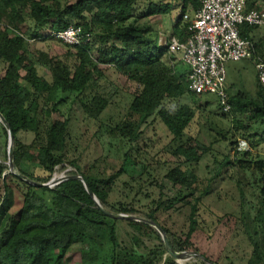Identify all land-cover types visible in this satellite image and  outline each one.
I'll use <instances>...</instances> for the list:
<instances>
[{
	"label": "trees",
	"instance_id": "trees-1",
	"mask_svg": "<svg viewBox=\"0 0 264 264\" xmlns=\"http://www.w3.org/2000/svg\"><path fill=\"white\" fill-rule=\"evenodd\" d=\"M200 1L0 0V116L5 122L0 123V156L6 162H0V264H65L62 260L75 244L80 245L81 264H159L167 250L154 226L163 231L169 248L177 255L197 254L191 238L201 230L199 209L215 178L226 174L229 167L252 177L255 210L252 216L241 210L237 218L227 216L228 220L238 225L235 230L243 233L251 248L244 264H264V161L254 159L250 152L264 145V84L255 71L256 58L264 60L263 30L240 27V37L254 45L253 56L248 59L254 79L234 93L226 87L230 112L225 114L215 95L216 105L210 110L208 103H202L204 94L189 90L186 68L171 65L174 58L168 55L167 46H159L157 33L149 24L155 17L167 19L170 38L183 41ZM249 10L260 9L247 0ZM69 27L80 29L78 45H63L65 52L59 56L43 52H37L35 59L31 56L29 49L35 41L53 40L50 33ZM36 65L48 69L49 81L37 74ZM109 71L136 86L127 113L113 126L99 120L114 93L106 95L98 88L100 93L91 96L93 85ZM60 95L72 96L81 117L88 123L99 122L97 129H103L112 141L132 144L144 126L156 124L164 129L168 142L163 149L168 160L155 165L165 168L167 164L166 172L159 181H152L154 170L152 174L145 167L132 180L138 184L136 180L146 174L152 179L146 188L157 189V198L150 201L147 213L136 210L133 199L127 204L109 203L113 188L125 174L121 166L107 172L97 161L82 168L75 160L68 161L74 172H66L64 179L49 186L54 169L66 161L72 141L71 112L62 115L57 110L64 101L59 100ZM201 117L205 121L199 124ZM193 124L200 125L204 138L200 130L189 134ZM7 129L13 136L12 168L8 166ZM20 133L33 134L32 142L22 144L17 138ZM241 140L248 143V151H237ZM220 146L233 153L217 163L214 153ZM129 152H124L123 158ZM208 155L213 157L217 172L200 179L195 169ZM27 163L35 165L31 175L22 169ZM164 182L176 190L171 199L162 194ZM141 188L138 184V191ZM238 191L242 205L244 192L242 188ZM144 199L148 201V196ZM177 203L189 209L187 230L178 237L156 220L159 212ZM107 213L130 218L141 215L147 223L135 217L116 219ZM120 225L131 231L128 243L118 238ZM147 239L157 245L146 247ZM199 258L203 264L208 261L204 256ZM163 264L176 263L167 258Z\"/></svg>",
	"mask_w": 264,
	"mask_h": 264
},
{
	"label": "rangeland",
	"instance_id": "rangeland-1",
	"mask_svg": "<svg viewBox=\"0 0 264 264\" xmlns=\"http://www.w3.org/2000/svg\"><path fill=\"white\" fill-rule=\"evenodd\" d=\"M70 1L75 2L76 0ZM249 2L254 3L255 8L264 10V0H249ZM149 24L157 33L158 44L168 41L171 35V27L167 19L155 17L149 20ZM27 25H31L29 21ZM260 29H263V32H261V34H263L264 28ZM33 45L34 46L29 49V52L34 59L37 52L47 53L50 56H59L65 52L63 44L56 40H37ZM171 65L177 69L181 64L178 62L177 58L174 57ZM36 70L40 77L47 81L50 80V74L47 68L36 65ZM225 72L226 87H229L232 93L238 89H242L243 86H248L253 83L255 71H253L251 63L248 60L227 63L225 65ZM98 88H102V92L106 95L114 93L109 106L99 120L103 125L113 126L114 123L120 121L127 113V108L136 86L132 82L124 83L117 74L109 71L106 78L100 80L96 85H93L91 88V96L92 93H100ZM114 88L117 89L114 91ZM64 96H59V100L64 101L57 106V110L62 115L71 112L69 114L71 118L70 137L72 141L67 148L65 155L66 161L61 166L54 169L53 175L56 177H65L68 170H70L68 172H74V169L67 163L72 160H75L77 165L81 168L97 161L99 168L107 172L112 168L117 169L121 166L125 174L118 179L113 188L109 196V203L114 204L121 202L127 204L133 199V207L141 213H147L149 211L148 205L150 201L157 198V189L154 187L146 188V183L152 180L148 178L146 174H143L139 180H136L142 187L139 191L138 184H136V182L134 183L132 180L136 179L145 167L149 173L153 174L154 170V179L152 181H159L166 172L169 167H167V164L165 168L155 165L156 162L160 164L168 160V155L163 149L168 142V136L164 129L156 124L148 127L144 126L142 127L139 139L132 144L112 141L109 140L107 135L103 132V129L100 131L97 129L99 122L88 123L81 117L79 106L77 102L73 100L72 96ZM86 96L88 97V94H86ZM181 103L183 102L181 101L178 104ZM202 103H208L209 109L212 110L216 105V98L213 95H204L202 97ZM169 105L171 107L176 106L174 103H169ZM68 108L71 110H68ZM56 118L57 117L54 115L53 119ZM204 121L205 119L201 117L199 119V124L204 123ZM193 125L194 126H191L189 131L191 135H195L200 130V125ZM200 135L204 138L202 131ZM17 138L22 144L29 145L33 140V134L20 133ZM2 147L3 144L0 140V150H2ZM129 149L130 152L128 151ZM236 149L239 152H246L249 150L248 143L242 140L238 141ZM124 152H129L126 159L123 158ZM250 152L254 159L264 161V145ZM232 153L233 151H231V149L226 150L225 147L220 146L216 148L214 159L219 163L224 156L231 155ZM214 159L209 155L204 156L195 169V175L200 179H206L215 175L217 168L214 164ZM0 162L6 163L5 159L1 156ZM169 164L171 163L169 162ZM22 167L24 173L27 175L33 174L35 170L34 164L27 163ZM237 180L241 182L239 181L240 183H237ZM252 180L249 174L243 175L240 172L237 173L236 169L231 167L226 170V174H220L216 177L210 194L203 199V206L198 212V226L202 231L198 230L191 238V243L197 250V254L190 252L185 255L172 256L167 251L162 256L159 264H163L167 258L176 264H203L199 256H204L208 260L206 264H244L245 259L249 257L251 248L243 236V233L235 230L238 225L234 226L232 222H229L227 216L237 218L241 210L245 213L248 212L251 216L253 215L255 201L251 195L253 193ZM238 188H242L244 192L242 205ZM175 192L176 190L172 189L169 184L166 182L163 183L162 194L164 198H173L176 194ZM135 194L137 195L134 197ZM145 195L148 196V201L144 199ZM188 214V207L182 205V203H177L173 205L171 209L159 212L156 220L160 226L178 237L187 230ZM134 217L137 220L139 219L146 222L141 215L133 216L132 218ZM218 217L220 218L219 221L217 220ZM154 230L158 232L155 228ZM130 234L131 231L126 226H119V240L128 243V235ZM160 238L162 240L161 236ZM144 244L146 247H151L157 245V242L153 239H147L144 240ZM79 251V244L71 246L62 260V263L81 264Z\"/></svg>",
	"mask_w": 264,
	"mask_h": 264
},
{
	"label": "built area",
	"instance_id": "built-area-1",
	"mask_svg": "<svg viewBox=\"0 0 264 264\" xmlns=\"http://www.w3.org/2000/svg\"><path fill=\"white\" fill-rule=\"evenodd\" d=\"M246 1L201 0L187 26V38L180 41L172 37L159 43L161 47L167 46L168 55L176 57L186 68L189 90L193 94L215 95L225 114L230 112L225 65L248 60L254 53L253 42L240 37V27L264 28V10L246 11ZM183 20L188 21V17ZM49 37L63 45L76 46L81 34L79 28L69 27L50 33ZM255 71L259 82L264 84V60L256 58ZM62 179L53 175L49 186Z\"/></svg>",
	"mask_w": 264,
	"mask_h": 264
},
{
	"label": "water",
	"instance_id": "water-1",
	"mask_svg": "<svg viewBox=\"0 0 264 264\" xmlns=\"http://www.w3.org/2000/svg\"><path fill=\"white\" fill-rule=\"evenodd\" d=\"M0 121L5 125V122H4V120L2 119L1 116H0ZM7 135H8V147H7L8 166H9L10 168H12L11 146H12V142H13V136H12L11 131L8 130V129H7ZM87 191H88L89 195H91L90 190L87 189ZM107 215H108L109 217L116 218V219H132V218H130V217H124V216H113V215L108 214V213H107ZM148 224L152 225V223H150V222H149ZM152 226H154V225H152ZM154 228L158 231L159 235L162 237V241H163V243H164V245H165L166 250H167L172 256H176L177 254L174 253L173 251H171V249L169 248L168 243H167V241H166V238H165V236H164L163 231H162L160 228H158L157 226H154Z\"/></svg>",
	"mask_w": 264,
	"mask_h": 264
},
{
	"label": "crops",
	"instance_id": "crops-1",
	"mask_svg": "<svg viewBox=\"0 0 264 264\" xmlns=\"http://www.w3.org/2000/svg\"><path fill=\"white\" fill-rule=\"evenodd\" d=\"M263 30V29H262Z\"/></svg>",
	"mask_w": 264,
	"mask_h": 264
}]
</instances>
